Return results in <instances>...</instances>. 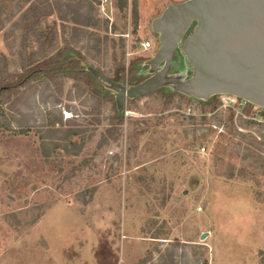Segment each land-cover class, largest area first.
<instances>
[{
  "label": "rangeland",
  "instance_id": "1",
  "mask_svg": "<svg viewBox=\"0 0 264 264\" xmlns=\"http://www.w3.org/2000/svg\"><path fill=\"white\" fill-rule=\"evenodd\" d=\"M61 1L92 6L98 23L76 45L112 75L115 55L128 66L156 54L153 21L185 0ZM2 2L0 49L19 71L18 0ZM172 64L183 71L180 54ZM227 95L207 106L161 92L126 99L121 135L102 147L113 103L95 113L71 80L62 94L40 85L17 108L0 103V264H160L171 253L178 264H264V121Z\"/></svg>",
  "mask_w": 264,
  "mask_h": 264
},
{
  "label": "trees",
  "instance_id": "2",
  "mask_svg": "<svg viewBox=\"0 0 264 264\" xmlns=\"http://www.w3.org/2000/svg\"><path fill=\"white\" fill-rule=\"evenodd\" d=\"M125 5L127 1L124 2ZM17 6L19 19L14 26L21 30V70L11 71L9 58L0 49V103H8L11 108H17L24 102L25 97L36 91L40 85L62 94L65 80H71L79 93H88L95 99L92 107L95 113H101L106 103H113L114 114L102 134L99 147L109 144L111 140L119 139L124 122L125 106H119L118 92L112 83L132 87L145 82L153 75L149 65L150 59L139 57L126 66L124 59L118 60L115 55L113 74L108 75L91 64L85 53L76 45L79 39L98 23L92 14L91 5L86 10L82 3L73 4L61 0H18ZM5 11L6 5L0 0V32L5 28L6 20L2 18ZM133 14L136 30L139 20L137 4L134 6ZM45 18H51L52 24L42 28V21ZM59 23L62 27L63 45L58 43ZM90 48L92 47H88V52ZM179 54L184 59L183 71L174 72L172 64L168 74L169 77L177 76L187 79L190 71L181 48L176 49L172 63L175 62V56ZM163 66L164 63L160 65V68ZM147 68L150 69L149 74H147ZM153 92H161L169 99L181 95L187 99H195L204 106L219 102L217 95L195 98L178 90L173 84L163 85ZM127 99L135 100L136 98ZM249 106L255 105L250 103ZM96 120L101 122L100 119ZM77 132L78 130H68L64 137L69 138ZM261 195L262 193H258V199ZM148 262V259H142L140 264ZM160 264L178 263L174 254L171 253Z\"/></svg>",
  "mask_w": 264,
  "mask_h": 264
},
{
  "label": "water",
  "instance_id": "3",
  "mask_svg": "<svg viewBox=\"0 0 264 264\" xmlns=\"http://www.w3.org/2000/svg\"><path fill=\"white\" fill-rule=\"evenodd\" d=\"M152 28L161 37L149 60L153 75L132 87L112 83L120 107L173 84L195 98L231 94L264 109V0H185L169 5ZM177 48L187 79L168 76Z\"/></svg>",
  "mask_w": 264,
  "mask_h": 264
},
{
  "label": "built area",
  "instance_id": "4",
  "mask_svg": "<svg viewBox=\"0 0 264 264\" xmlns=\"http://www.w3.org/2000/svg\"><path fill=\"white\" fill-rule=\"evenodd\" d=\"M142 46H143L144 49H149V48L152 47V43L150 41H144L142 43ZM237 99H239V98L236 97V96H234V95H229L228 94L227 97L225 99H223V100L226 103L230 104V102H234V103L237 102ZM241 100H242L241 101L242 102L241 105L243 107H245L246 105H249L250 104L248 101H246L244 99H241ZM254 107L256 108V109H254V110H256V112L252 115V117H251L252 120H255V121H264V109L261 110L257 106H254ZM63 113H64V118L65 119L72 118V116H73V114L71 112H68V111H65V110L63 111ZM202 151L205 152V147L202 148Z\"/></svg>",
  "mask_w": 264,
  "mask_h": 264
},
{
  "label": "flooded vegetation",
  "instance_id": "5",
  "mask_svg": "<svg viewBox=\"0 0 264 264\" xmlns=\"http://www.w3.org/2000/svg\"><path fill=\"white\" fill-rule=\"evenodd\" d=\"M163 64V63H162Z\"/></svg>",
  "mask_w": 264,
  "mask_h": 264
}]
</instances>
